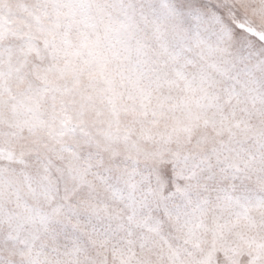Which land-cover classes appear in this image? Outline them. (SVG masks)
<instances>
[{
    "label": "snow or ice",
    "instance_id": "1",
    "mask_svg": "<svg viewBox=\"0 0 264 264\" xmlns=\"http://www.w3.org/2000/svg\"><path fill=\"white\" fill-rule=\"evenodd\" d=\"M0 264H264V0H0Z\"/></svg>",
    "mask_w": 264,
    "mask_h": 264
}]
</instances>
